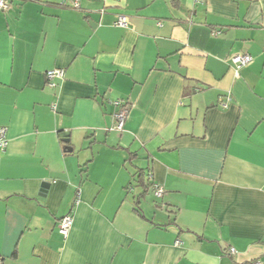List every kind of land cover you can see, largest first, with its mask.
Returning a JSON list of instances; mask_svg holds the SVG:
<instances>
[{"label": "crops", "instance_id": "obj_1", "mask_svg": "<svg viewBox=\"0 0 264 264\" xmlns=\"http://www.w3.org/2000/svg\"><path fill=\"white\" fill-rule=\"evenodd\" d=\"M62 1L0 11L3 264H264V0Z\"/></svg>", "mask_w": 264, "mask_h": 264}, {"label": "built area", "instance_id": "obj_2", "mask_svg": "<svg viewBox=\"0 0 264 264\" xmlns=\"http://www.w3.org/2000/svg\"><path fill=\"white\" fill-rule=\"evenodd\" d=\"M37 2H46L47 0H33ZM72 6L78 7V0H70ZM65 1H62L64 4ZM11 6V0H0V11H6ZM115 23L119 26H126L129 23L127 16L118 15L116 17ZM252 59V56L249 53H235L230 56L229 61L237 70L240 66H243L249 63ZM45 77L47 80V85L53 86L56 84V80H61L64 77V68H52L45 71ZM114 106L116 107L113 113L114 124L110 128L111 130L121 132L124 129L126 119L128 117L129 111V102L125 99H116L113 101ZM221 106H226V101H220ZM7 146V137H6V128L0 126V156L5 151ZM153 193L156 197H161L163 194V188L158 184L153 182ZM73 223L72 216L70 214H65L59 218L57 224V230L62 238H66L69 234ZM229 253L234 252V248H229ZM0 264H3V259L0 256ZM250 264H261L259 259L253 260Z\"/></svg>", "mask_w": 264, "mask_h": 264}, {"label": "trees", "instance_id": "obj_3", "mask_svg": "<svg viewBox=\"0 0 264 264\" xmlns=\"http://www.w3.org/2000/svg\"><path fill=\"white\" fill-rule=\"evenodd\" d=\"M131 156H135L134 153H130ZM131 159V158H130ZM129 159V160H130ZM132 177L134 178L136 184L138 187L142 188V192L137 196V199L135 201V210L139 212L138 205L140 203V199L143 198L149 191L150 189L153 191V182L149 178V174L145 173L144 169L136 168L135 172L133 173ZM142 216V215H141Z\"/></svg>", "mask_w": 264, "mask_h": 264}, {"label": "water", "instance_id": "obj_4", "mask_svg": "<svg viewBox=\"0 0 264 264\" xmlns=\"http://www.w3.org/2000/svg\"><path fill=\"white\" fill-rule=\"evenodd\" d=\"M69 150H71V148H69Z\"/></svg>", "mask_w": 264, "mask_h": 264}, {"label": "rangeland", "instance_id": "obj_5", "mask_svg": "<svg viewBox=\"0 0 264 264\" xmlns=\"http://www.w3.org/2000/svg\"><path fill=\"white\" fill-rule=\"evenodd\" d=\"M150 195V194H149Z\"/></svg>", "mask_w": 264, "mask_h": 264}]
</instances>
